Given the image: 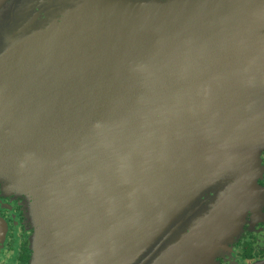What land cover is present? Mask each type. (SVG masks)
<instances>
[{
    "label": "water",
    "instance_id": "95a60500",
    "mask_svg": "<svg viewBox=\"0 0 264 264\" xmlns=\"http://www.w3.org/2000/svg\"><path fill=\"white\" fill-rule=\"evenodd\" d=\"M49 3L0 0V184L33 264H212L263 200L264 0Z\"/></svg>",
    "mask_w": 264,
    "mask_h": 264
},
{
    "label": "flooded vegetation",
    "instance_id": "af4514ba",
    "mask_svg": "<svg viewBox=\"0 0 264 264\" xmlns=\"http://www.w3.org/2000/svg\"><path fill=\"white\" fill-rule=\"evenodd\" d=\"M44 0H31L35 11L47 17L49 5ZM48 2V1H47ZM44 7V9H42ZM264 167V150L262 152ZM258 182L262 204L248 210L242 217V229L228 234L213 255L214 264H264V170ZM30 198L3 189L0 184V216L7 223V238L1 247L0 264H33L36 254L34 236L36 223L29 216ZM241 223H239L240 225Z\"/></svg>",
    "mask_w": 264,
    "mask_h": 264
},
{
    "label": "rangeland",
    "instance_id": "374dc122",
    "mask_svg": "<svg viewBox=\"0 0 264 264\" xmlns=\"http://www.w3.org/2000/svg\"><path fill=\"white\" fill-rule=\"evenodd\" d=\"M212 264H214V262Z\"/></svg>",
    "mask_w": 264,
    "mask_h": 264
}]
</instances>
